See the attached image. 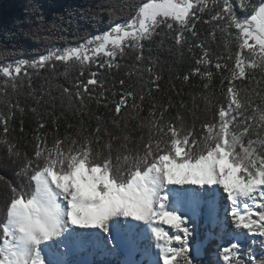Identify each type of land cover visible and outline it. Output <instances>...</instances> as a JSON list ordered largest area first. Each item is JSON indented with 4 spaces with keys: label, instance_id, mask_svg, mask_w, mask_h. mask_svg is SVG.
Instances as JSON below:
<instances>
[{
    "label": "snow or ice",
    "instance_id": "6c2138e0",
    "mask_svg": "<svg viewBox=\"0 0 264 264\" xmlns=\"http://www.w3.org/2000/svg\"><path fill=\"white\" fill-rule=\"evenodd\" d=\"M106 12L126 18L0 64V168L15 177H0V264H68L55 257L75 230L111 243L133 222L159 264H198L193 216L206 207L222 228L217 196L237 237L264 248V0H110ZM153 42L187 69L165 77ZM242 247L220 245L223 264H264V251L242 258Z\"/></svg>",
    "mask_w": 264,
    "mask_h": 264
},
{
    "label": "trees",
    "instance_id": "16d2710c",
    "mask_svg": "<svg viewBox=\"0 0 264 264\" xmlns=\"http://www.w3.org/2000/svg\"><path fill=\"white\" fill-rule=\"evenodd\" d=\"M110 0H0V64L13 61L18 58L34 60L38 56L45 54L49 48H63L69 45H77L85 42L87 39L103 33L114 23H123L126 18L124 15L111 17L106 12V6ZM120 2V0H112ZM201 31L207 28L202 23L197 24ZM158 39V38H157ZM152 52L158 55L163 62V68H157L163 71L165 77L169 75L168 68L172 66L173 73L183 72L187 69L190 61L185 59L180 62L172 57L166 49H162L153 42ZM187 52L185 56L187 57ZM31 72L32 70L29 69ZM123 75V72L117 74V78ZM58 81L67 84L64 77H58ZM42 81L33 76V84L39 85ZM177 89H183L187 93L188 87L175 81ZM217 98L219 93L217 92ZM179 100V97H175ZM185 99L187 96L185 95ZM90 107L94 112L102 113L103 109H97L94 103L90 102ZM203 119L206 113H200ZM185 119L191 123V117L185 113ZM29 122L26 121V127ZM146 134V130H145ZM139 136V133L137 134ZM21 146H27L31 151V145L25 140L19 141ZM138 140L134 142L135 148ZM2 153V150H0ZM0 177L14 180L15 177L10 170L0 168ZM4 181L0 180V188ZM3 206L0 203V218H2ZM208 229V228H207ZM192 246L197 244L199 239H204V229L197 224L194 229ZM200 236V237H199ZM244 252H254L257 258L264 251L261 244H252L249 240L245 244ZM218 250L217 242L212 240L206 247L202 257L196 259L198 264H216L214 256ZM247 253L242 257H246ZM192 255L195 258L193 251ZM94 264H130L124 263L119 258L103 257L93 260ZM141 264H149L144 260Z\"/></svg>",
    "mask_w": 264,
    "mask_h": 264
},
{
    "label": "rangeland",
    "instance_id": "374dc122",
    "mask_svg": "<svg viewBox=\"0 0 264 264\" xmlns=\"http://www.w3.org/2000/svg\"><path fill=\"white\" fill-rule=\"evenodd\" d=\"M175 186L179 189V191H182L181 188L188 185ZM198 191H200L199 187ZM184 211L187 215H192L190 209L185 208ZM217 212L220 217V222L221 224H223L222 228L218 227L217 224L213 222V219L210 216L206 207H202L193 216L195 225L197 224V226H199L201 229H204V233L200 234L201 236L204 235V239L200 238L197 244L192 247L195 259H198L204 255L207 245L212 240L216 241L218 245V250L214 256L215 263L223 264L222 260L218 255L220 245L228 243L229 240L233 238H239L241 244L243 245L242 253L245 255V253H247L244 252V248H246L247 246L245 244L248 240L251 241L252 238L247 237L242 233L239 234V236L237 237V233L232 228L231 224L227 222L229 219L227 218V209L221 199H217ZM135 223H137L141 227H144L142 222ZM160 226L163 227L166 231H168L170 235L174 234V230H172L169 225ZM136 236H125L129 238L128 240L130 241V244L124 247L122 244V239L119 235L115 234L114 242L110 243L107 242V237L103 233H101L98 229H94V232L89 233V235L85 234L86 238H84V241H87L85 246L69 248L67 251H59V258H55L61 261H67L68 264H83L85 262L89 264H94V259L96 260L97 258L102 259L103 257L107 258L114 256L116 258H119L124 263L139 262V264H141L144 260H146L149 262V264H159L158 250L154 246L155 241L151 237V235L149 236V240H151L153 244L151 245V251L148 254L147 252H145L146 249L144 248H146V246L149 244L140 243ZM255 239L257 241V244H259L260 238L256 237Z\"/></svg>",
    "mask_w": 264,
    "mask_h": 264
},
{
    "label": "bare ground",
    "instance_id": "6f19581e",
    "mask_svg": "<svg viewBox=\"0 0 264 264\" xmlns=\"http://www.w3.org/2000/svg\"><path fill=\"white\" fill-rule=\"evenodd\" d=\"M169 187L173 188L176 191H179V189L175 185H172V186H169ZM181 189H182V191L187 190L189 193L199 192L198 191V187L195 186V185L184 186ZM217 199H221L223 201V199L221 197H219V196H217ZM223 204L225 205L226 202L223 201ZM133 223L137 225V228H134V229H120L119 231L114 230L115 234H117V235H119L121 237L122 244H123L124 247H126V246H128L130 244V241L128 240L129 238L125 237V236H131L132 237L134 235L135 236L137 235L136 238L138 239V241L140 243L149 244L144 249H146L145 252H147V254L150 253L151 245L153 244V242L151 240H149L150 239V237H149L150 234L147 232L146 226L141 227L137 223H135V222H133ZM92 232H94V229H89V230L77 229V230H75L73 236L68 238L67 240H65L64 244L59 247V251H63V250L67 251L69 248L85 246L86 243H87V241H84V238H86L85 234L89 235V233H92ZM148 242H151V243H148ZM53 247H55V245H53ZM58 256L56 258H59ZM83 264H89V263L85 262Z\"/></svg>",
    "mask_w": 264,
    "mask_h": 264
}]
</instances>
